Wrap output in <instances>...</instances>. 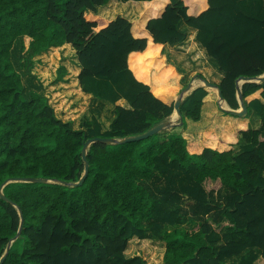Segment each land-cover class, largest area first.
Returning a JSON list of instances; mask_svg holds the SVG:
<instances>
[{
    "label": "trees",
    "instance_id": "obj_1",
    "mask_svg": "<svg viewBox=\"0 0 264 264\" xmlns=\"http://www.w3.org/2000/svg\"><path fill=\"white\" fill-rule=\"evenodd\" d=\"M108 1L0 0V185L24 178L51 181L3 187L12 204L0 198V258L10 243L2 264H264V80L237 83L240 77L264 74V0H172L146 21L148 36L142 37L136 33L142 30L146 3L126 4L132 22L120 15L109 22L88 19L87 12L96 13ZM181 22L196 29V40L179 29ZM22 38L28 42L25 50ZM17 42L29 57L61 46L50 48L52 56L38 68L44 77L49 76L46 64H57L56 53L71 59L74 49L82 90L110 100L116 91L99 87L106 81L110 89H119L114 102L123 98L129 107L114 106L106 131L96 118L74 129L72 121L57 116L66 111L65 118H72L79 109L76 100H67L75 92L77 66L64 62L71 83L58 85L65 92L51 87L47 97L27 89L12 60ZM160 45H179L177 58L193 56L209 80L219 81L223 72L218 87L225 103L239 108V87L247 108L244 116L234 117L246 122L253 110L260 128L242 123L237 134L220 130L218 140L232 146L227 151L217 150L223 146L212 127L200 134L198 146L192 139L188 144L183 137L188 132L165 130L123 144L95 142L86 152L82 184L71 185L84 173L88 139L138 136L174 112L175 101L154 95L166 97L179 88ZM132 52L140 54L129 58ZM128 59L138 78L151 80V89L133 77ZM56 72L55 82H65V67ZM194 77L204 79L200 73ZM258 91L260 98L247 100ZM214 98L206 87L185 96L181 127L186 119L199 120L202 104ZM203 117L210 127L211 113ZM202 145L217 149L189 152ZM133 237L147 246V239L162 243V259L156 245L149 247L146 261L127 256Z\"/></svg>",
    "mask_w": 264,
    "mask_h": 264
},
{
    "label": "crops",
    "instance_id": "obj_2",
    "mask_svg": "<svg viewBox=\"0 0 264 264\" xmlns=\"http://www.w3.org/2000/svg\"><path fill=\"white\" fill-rule=\"evenodd\" d=\"M170 1H172V0H127L125 2L122 1V0H109L106 5L98 7L96 13L87 12L86 15H87L88 19H90V20L102 19V20L107 21V22L115 19L116 16L120 15V16H123V17L127 18L129 21L132 22L133 17L130 15L129 8H127L126 4H128L129 2L141 3V4L146 3L145 6L141 5L142 7L145 8V13H144L145 20L143 21V27H142V30H138L137 33H136L137 36L142 37V36H148L147 33H145V31L143 29L146 21L148 19H150V18L158 17L162 13L164 8L170 3ZM110 3L115 4L116 8L112 9V10H111V8L110 9L107 8V6ZM103 8H107V9L104 10ZM116 9H117V11H115ZM112 12H116V13L114 15H111ZM179 29L181 31L185 32L187 37L189 36L190 33H192L194 35V39L196 40V33H197L196 29L188 27L184 22L180 23ZM187 37H186V40H187ZM186 40L184 42H186ZM64 45L71 46L70 44H63L62 46H64ZM160 46H161V49H160V53L159 54H160V56H162L165 59L166 66L167 67L169 66V67L173 68L174 74H176V76H178V77H176V76L173 77L174 81H176L177 84L180 87H181L180 82L183 81V78H185L187 80L186 82H188V83L193 85L196 82V80H195L196 78L194 77V75L197 74V73H200L204 77L205 80L209 81L210 83H214L216 85H218L221 82V80L223 79L224 73L219 71L218 64H217V62L214 59H211L209 57L211 59L212 63L216 65L219 73L221 74L220 75L221 77H220L219 81L209 80L204 75V73L201 71L202 64L200 66V64L195 63L196 60L193 58V56L186 55V57L177 58V53L180 51V50H178L179 49V45H176V46H173V47H170L168 45H160ZM60 47L61 46H59V47H50V48H60ZM71 48H72V46H71ZM202 48H204V47L202 46ZM49 49L47 51H45V52L40 53L39 55H35V56H32V57L28 56V58L30 60H34V65H36L37 64L36 60L44 61V58L47 59V57H49L48 56L49 55V52H48ZM73 51H74V58H71V59L70 58H65L63 56V52H62V55L58 54V56H57L59 58V60L61 61V64L65 67L66 72H67V74L63 76V80L65 82H62V81L55 82V79H54V81H50L49 83L47 81L44 82L45 79L52 78L53 76H55V78H56V76H57L56 70L59 67L58 66L57 68H54V71H53V68L49 67L50 64L47 63L46 66L49 68V76L48 77H44L42 74H39V72L35 71V72H37V73L34 72L37 75L36 77H38V78L39 77H43L45 79L38 81L34 77V80L38 84V87L35 86V84L32 82V85H31V87L29 89H34V90H36L38 92L44 93L47 97L49 96L48 95L49 92H51V89H50L51 87L55 88L53 92H56V91L57 92H59V91L60 92H63V91L65 92L66 89L62 88V87H59L58 84L68 85V84L71 83V80L69 79V73H68L66 64L64 62L65 61H68V62L72 61V64L74 66H77L78 73L75 76L74 80H72L73 84H74L73 85V89L75 90V92H74V94H72V96L67 97V100H76V101H74V103L77 106V103L79 102V100L84 98L80 94L88 95L89 96L88 98H91L90 96H92V94L83 92V90H82V88H81V86L79 84L78 75L80 73L81 68H80V66L78 65V62H77V57H76L75 50L73 49ZM133 54H140V52H132L129 55V58ZM55 57L56 56H54V58ZM193 62H194L195 65H197V68L195 70L192 69ZM128 64H129V68L131 69L130 63H129V59H128ZM34 69L38 70V69H36V67ZM52 71H53V73H52ZM131 71L134 74V71L132 69H131ZM153 71L154 70H151V72H153ZM187 71H189L191 73L187 74ZM138 80L140 82H142L143 84L147 85L151 89L152 84H151V80L149 78H138ZM48 81H49V79H48ZM159 81L160 82L164 81L162 76L159 77ZM40 82L41 83L44 82L43 83L44 84L43 87H42V84ZM186 82L183 81V83H186ZM39 83H40L41 86H39ZM199 86H200L199 84H195L193 90L195 88H198ZM179 91L180 90L178 89L174 93L170 92L169 95H167L166 97H161V96L156 95V94H154V95L157 98L161 99L162 101H166V100L175 101L177 99L178 95H179ZM253 98H260V91H258L255 94L249 96L247 98V100H251ZM118 104H120L121 106H124L126 108L129 107V105H123L121 103H118ZM71 108H73V107H71ZM218 111H219V107L213 100L204 102L202 104L201 108H200V119L197 120V121H193L191 119H186V127L183 128V130L181 129V133L182 134L184 132L190 133V135H188V137H186L185 135H183V137L187 140L188 144H189V140H191V139L195 140L192 145H195V142H196V145L198 146L200 134L202 132L208 131V129L212 127L211 130L215 134V138H216L217 143L219 145H222L223 147L221 149H217V148L210 147L208 145H202L199 148H195V149H190L189 148V152L190 153H200L202 151V149L205 148V147H209V148H212V149H217L219 151H227V150L231 149L232 146H230V145H228L226 143H222V142H220L218 140V132L220 130H225L226 132H228L230 134H237L238 129L241 127L242 123H244L246 126H248L251 129H259L260 126H261L260 119L255 114V112L253 110H251L250 113L248 114V119H247L246 122H243L242 120L236 119L234 116H231V115H224L223 112H221V111H219V113H218ZM207 112L211 113V115H212V119H211V122H210V127L208 125H206V123L204 122V117L203 116H204V113H207ZM67 114L68 113L66 111H62V113L59 116H57V115L56 116L61 118L64 121H69V120L73 121V119L71 117L65 118ZM233 148H234L233 150L235 152L239 151V146H236V147H233ZM131 240L132 241L133 240L136 241V240H139V239L136 238V237H133ZM163 249H164V246H163ZM162 255H163V253H162ZM162 255H161V259H162ZM131 256H133V255H131Z\"/></svg>",
    "mask_w": 264,
    "mask_h": 264
},
{
    "label": "rangeland",
    "instance_id": "obj_3",
    "mask_svg": "<svg viewBox=\"0 0 264 264\" xmlns=\"http://www.w3.org/2000/svg\"><path fill=\"white\" fill-rule=\"evenodd\" d=\"M22 41H23L22 43L24 45L23 49L25 50V48H27L28 42H27V40H25V38H22ZM57 54L62 55V51H59L58 53H56V55ZM48 56L49 57L52 56L50 52H49ZM12 60H13L15 68L21 74L22 81H23V83L27 89H29L31 87L32 82L35 84V86L38 87V84L35 82L34 77L38 81L45 79L43 77H39V78L36 77L37 75L35 73H37L38 71L34 69L35 67H36V69H38L42 65L45 66L44 61L36 60L37 64L34 65V60H30L28 58V55L27 56L25 55V51H22L21 45L18 42L15 44V46L13 48ZM54 62L57 63L55 66H53L51 64L49 66V67L53 68V71H54V68H57L59 66V64L62 65L61 61L59 60L58 57L55 58ZM193 70H195V69H193ZM35 71H37V72H35ZM53 71H52V73H53ZM189 73H191V72L187 71V74H189ZM66 74H67V72H66ZM132 75L136 80H138V77L136 76V74L132 73ZM48 79H49V81H48ZM48 79H45L44 82L47 81L49 83L50 81H54L55 76H53L52 78H48ZM195 80H196V82L193 85H191V89H189L187 92L184 93V97L193 91L195 84H199L200 85L199 87H203L201 79L196 78ZM183 81L186 82L187 80L185 78H183ZM44 82H42V83L40 82L42 84V87L44 86V84H43ZM40 83H39V86H41ZM187 84H189V83L188 82H186L184 84L181 83V86L182 85L185 86ZM109 86L110 85L107 84L106 81L100 82V85H99L100 90L102 92H111V90L116 91V92H114L115 94L112 93L113 95L111 96L110 100H107V101L101 100V99L95 98L93 95L90 96L91 98H86V97L83 98L82 97L83 99L79 100L78 106L76 107V108L79 107V109H78V111L73 112V115L75 117H72V119H73L72 126L74 127V129H78L81 126V123L83 122L84 119L96 118L99 121V123L101 124L102 131H106L108 129V126H109L111 119L114 117V113H113L114 112V106L120 105L118 103H121L123 105H129L127 100L123 99V98L116 100L114 102V100L117 98V96H120V92L116 86L114 88H111V89ZM178 89L180 90L181 87L179 86ZM209 90L214 94L215 98L213 101L217 104L218 98H217L216 90L215 89H209ZM82 96H83V94H82ZM74 106L75 105H73L72 107H74ZM219 111H221V110L219 109ZM219 111H218V113H219ZM166 122L169 124V126L165 129L166 132H180L179 134L183 135L181 133V129L183 130V128H185L186 126L181 127L178 125L179 121H178V117L175 114V112L172 113V115L170 116V118ZM144 242L145 241H142V240L131 241L127 246L125 254L127 256L141 255V256H143V258L146 261V259L151 256L149 247H152L155 245L158 246L160 248V250H162L161 252L163 253L164 249H163L162 243H159L158 241H153V240L147 239L146 242L150 244L147 246V245H145ZM156 242H158V243H156ZM131 245L133 246V248L131 247Z\"/></svg>",
    "mask_w": 264,
    "mask_h": 264
},
{
    "label": "water",
    "instance_id": "obj_4",
    "mask_svg": "<svg viewBox=\"0 0 264 264\" xmlns=\"http://www.w3.org/2000/svg\"><path fill=\"white\" fill-rule=\"evenodd\" d=\"M263 80H264V74L261 75V76H258V77H254V78H251V77H240L237 80V83L238 84L243 83V82H256L257 83V82H261ZM201 82L203 84V87L216 90L217 98H218L217 104H218V107H219V109L221 111L227 112L231 116H244L247 113V108H246V106L243 103L242 94H241V91H240L239 87H237V99H238V102H239V108L237 110H233V109H230L226 105V103H225V101L223 99V96L221 94V90L218 87V85H216L214 83H210L209 81H207L205 79H202ZM191 85L192 84H190V83L187 84L186 87L180 91L177 99L174 102V112H175V114L178 117V121H179L178 125L179 126L182 125V113H181V110H180V105H181L182 100L184 98V93L187 92L189 89H191ZM168 126H169V124L166 121H164V122L159 123L158 125H156L152 129L146 131L145 133H143L141 135L134 136V137H127V138H124V139L100 138V137H95V138L88 139L85 142L83 150H82V158L84 160V173H83V175L81 176V178L79 179V181L77 183L71 184V185H74V186L81 185L83 180H84V178H85V176H86V174H87V172H88V161L86 160V152H87L88 147L91 144H93L95 142H100V143H105V144H123V143L130 142V141H138V140H142L144 138H147V137H149V136H151L153 134L162 132ZM16 181H20V182H35V183L51 182V181H48V180H45V179H35V178H24V179H14V180H6V181H4L0 185V198L2 200H4V201L10 203V204H12V202L8 198H6L4 196V194L2 193V189L8 183L16 182ZM18 213H19V216L21 218L22 216H21V210L20 209H18ZM21 221H22V219H21ZM14 239H15V237L13 239H11V241H13ZM9 246H10V243L7 246L5 253L0 258V264H2V262L4 261V259L6 257V254L8 252Z\"/></svg>",
    "mask_w": 264,
    "mask_h": 264
}]
</instances>
